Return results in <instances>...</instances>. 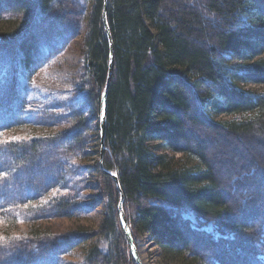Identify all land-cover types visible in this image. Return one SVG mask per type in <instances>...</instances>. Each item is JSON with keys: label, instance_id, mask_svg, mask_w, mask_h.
Wrapping results in <instances>:
<instances>
[{"label": "trees", "instance_id": "1", "mask_svg": "<svg viewBox=\"0 0 264 264\" xmlns=\"http://www.w3.org/2000/svg\"><path fill=\"white\" fill-rule=\"evenodd\" d=\"M90 3L82 77L98 113L109 47L104 0ZM58 6L81 10L58 0H0V21L6 12L19 13L24 27ZM106 22L113 60L102 167L118 178L130 228L180 264H264V197L256 194L264 153L240 159L220 178L193 133L204 127L235 138L264 136V94L239 85L264 84V0H106ZM20 45L19 63L32 68L39 59L35 44ZM207 113L245 116L220 123ZM158 149L199 163L189 166ZM99 173L106 196L101 230L121 241L119 192L109 174ZM185 210L211 221L220 236L193 228L180 216ZM120 245L112 253L95 250L93 264H128Z\"/></svg>", "mask_w": 264, "mask_h": 264}, {"label": "rangeland", "instance_id": "2", "mask_svg": "<svg viewBox=\"0 0 264 264\" xmlns=\"http://www.w3.org/2000/svg\"><path fill=\"white\" fill-rule=\"evenodd\" d=\"M61 2L75 3L81 10L71 14L67 6L69 12L63 13L58 6L24 27L19 13L6 12L0 21V264H93L95 250L112 253L119 242L127 263L136 264L133 256L132 262L129 259L120 223L121 241L117 233L105 238L101 230L106 196L99 170H108L102 167L99 112L86 100L89 87L82 77L91 3ZM22 27L27 28L20 31ZM18 32L22 35L17 37ZM24 43L35 44L37 50L38 63L32 68L18 61ZM239 85L245 92L264 94V84ZM207 115L220 123L245 116ZM193 133L203 140L207 160L220 178L240 159L264 153V136L235 138L204 127ZM158 152L189 166L199 163L169 149ZM258 185L256 194L264 197V183ZM122 205L127 220L130 210L123 199ZM180 216L193 228L220 236L211 221L187 210ZM128 226L140 264L181 263L165 257L149 235L136 234Z\"/></svg>", "mask_w": 264, "mask_h": 264}, {"label": "water", "instance_id": "3", "mask_svg": "<svg viewBox=\"0 0 264 264\" xmlns=\"http://www.w3.org/2000/svg\"><path fill=\"white\" fill-rule=\"evenodd\" d=\"M101 15H102V22H103L104 30L106 32V36L108 40V47H109L107 77H106V82H105L103 92L100 98V106H99V141H100L101 148H103L104 132H105V118H106V91H107L108 82H109L111 72H112V60H113L111 37L109 34L107 22H106V0H104ZM105 172H107L111 176L113 182L115 183L116 188L118 189L120 193V199H119L118 206H117L118 220L124 232L125 238L128 242V245L130 247V252L134 258V261L136 264H140L138 260V256L135 253L132 235H131L127 220L124 216V213L122 212V193L120 191V184H119L118 178L116 174L112 172H109V171H105Z\"/></svg>", "mask_w": 264, "mask_h": 264}]
</instances>
